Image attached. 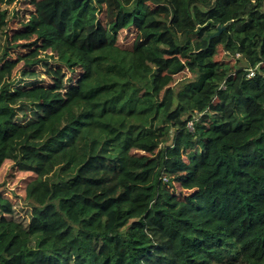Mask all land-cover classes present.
<instances>
[{
	"label": "trees",
	"instance_id": "16d2710c",
	"mask_svg": "<svg viewBox=\"0 0 264 264\" xmlns=\"http://www.w3.org/2000/svg\"><path fill=\"white\" fill-rule=\"evenodd\" d=\"M8 3L0 264H264V0Z\"/></svg>",
	"mask_w": 264,
	"mask_h": 264
},
{
	"label": "rangeland",
	"instance_id": "374dc122",
	"mask_svg": "<svg viewBox=\"0 0 264 264\" xmlns=\"http://www.w3.org/2000/svg\"><path fill=\"white\" fill-rule=\"evenodd\" d=\"M7 2H9L10 9H15L18 6L19 0H7ZM134 34H136V30L131 29L125 33V37L132 38ZM189 76H191L189 73H183L176 78V81ZM46 97L48 96L46 95ZM76 190L88 194L93 203L102 204L103 206H106L112 200L120 198L124 194L113 174L108 173L104 169L100 170L95 166H87L82 171V179L77 183Z\"/></svg>",
	"mask_w": 264,
	"mask_h": 264
},
{
	"label": "water",
	"instance_id": "95a60500",
	"mask_svg": "<svg viewBox=\"0 0 264 264\" xmlns=\"http://www.w3.org/2000/svg\"><path fill=\"white\" fill-rule=\"evenodd\" d=\"M223 29H224V27H219L218 31H217L215 34H213V35L211 36V38L216 37V36H219L220 33L223 31Z\"/></svg>",
	"mask_w": 264,
	"mask_h": 264
},
{
	"label": "built area",
	"instance_id": "2783aa9c",
	"mask_svg": "<svg viewBox=\"0 0 264 264\" xmlns=\"http://www.w3.org/2000/svg\"><path fill=\"white\" fill-rule=\"evenodd\" d=\"M253 75H254V70H250L249 76H253Z\"/></svg>",
	"mask_w": 264,
	"mask_h": 264
}]
</instances>
